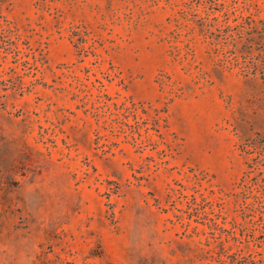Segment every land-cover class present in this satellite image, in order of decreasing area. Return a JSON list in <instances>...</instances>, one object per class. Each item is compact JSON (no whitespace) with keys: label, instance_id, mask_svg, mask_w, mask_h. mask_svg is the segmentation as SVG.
<instances>
[{"label":"rangeland","instance_id":"obj_1","mask_svg":"<svg viewBox=\"0 0 264 264\" xmlns=\"http://www.w3.org/2000/svg\"><path fill=\"white\" fill-rule=\"evenodd\" d=\"M0 264H264V0H0Z\"/></svg>","mask_w":264,"mask_h":264}]
</instances>
